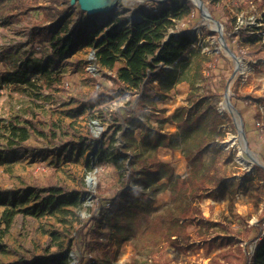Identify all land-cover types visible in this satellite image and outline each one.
I'll return each instance as SVG.
<instances>
[{
    "label": "rangeland",
    "instance_id": "rangeland-1",
    "mask_svg": "<svg viewBox=\"0 0 264 264\" xmlns=\"http://www.w3.org/2000/svg\"><path fill=\"white\" fill-rule=\"evenodd\" d=\"M67 1L69 2L61 6H70V0ZM144 1L149 2L147 9L154 7L152 1L164 2L123 0L113 11L102 15L106 20L139 19L146 9H140L135 16L133 5ZM178 1L192 2L197 8V22L191 29L192 36L198 40L194 45L195 51L191 52L184 62L165 67L164 72L146 86L147 92L142 100L139 101L137 94L128 93L123 97L116 93L111 96L107 107L118 110L124 107L130 98L136 99L139 104L125 122L124 129L132 132L138 141L144 133L142 126L145 124L162 133L177 131L175 122L162 123L163 119L172 116L176 111L185 115L190 112L199 113L210 103L217 107L221 114H226L221 117L218 129L222 134L217 139L219 178L209 185L216 196L204 198L196 203L201 208L202 218L211 221L212 226L200 235V226L193 223L188 226L187 236L174 237L178 241L177 245L163 240L158 246H154L151 243L154 233L145 232L143 225V230L130 237L120 250L117 249L110 228H103L104 243L92 250V254L99 258V264L105 257L111 264H245L246 258L242 257V253L249 246L251 256L257 243L254 241L249 244L242 235L234 236L235 233L229 227L243 224L242 219L249 225H256L264 217V175L257 171L258 166L264 167V31L252 28L264 25V9L258 11L255 5H251L247 9L237 10L235 0H221L215 7H210V2H203L206 12L212 16L208 18L202 15L201 9L193 0ZM75 4L79 6L78 3ZM77 11V8H70L64 17L65 20L68 23L73 22ZM38 16V12H35L24 18H0V50L7 46L24 48L30 27ZM228 16L236 18V23L233 24L235 30L243 26L247 33L257 32L258 40L255 45L260 44L261 50L254 52V59L240 56L236 53L238 51L234 53L230 49L236 56L233 58L226 50L223 43L228 47L230 43L225 39L224 25L221 22L226 21ZM216 21L220 22L223 40ZM242 44L243 50L255 49V45L245 40H242ZM95 52L94 47L85 44L63 57V89L54 94V99L50 101H35L33 106L47 125L51 122H59L62 125L59 137L53 144L47 139L38 142L44 152L33 154L30 151L3 150L5 125L10 117L19 111L23 97L11 93L6 87L0 89V188L18 191L7 193L9 204L16 208L10 228L7 229L0 221V264L19 263L25 257L50 259L62 254L71 257L70 264H75L78 259L80 251L77 244L81 238L74 236V230L80 219H84L92 211L96 202L98 175L101 172L105 175L107 171L103 169L104 165L99 163L98 158L103 145H99L95 153L86 150L84 154H80L76 146H70L73 135L66 126L70 124L78 132L85 135L91 133L95 137L107 130V125H102L100 119L96 118V107L91 105L94 95L100 90H105L100 84L105 82L103 73L108 72L96 63ZM49 53L50 48H43L37 52V56L48 58ZM217 53L220 55L213 72L209 75L203 66L199 74L198 64ZM219 64L224 66L223 70L218 68ZM184 76L188 77V80H182ZM236 93L253 97L254 110L246 115V120L241 116L249 152L246 151L245 141L239 132L241 114L232 99ZM226 94L230 95L234 106L232 113L227 105ZM256 114L260 115L259 121L253 119ZM112 133L113 130L105 133V146H108V138ZM60 145H66V150H61ZM154 154L158 160L170 163L175 174L182 177L188 175L192 169L180 149L162 147ZM212 154L211 147H207L202 161L207 162ZM111 173L109 182L118 190L120 186L117 175L114 170ZM89 178L93 179L92 184L89 183ZM46 181H51L68 192L77 190L81 204L73 205L72 195L64 193L65 197H60L56 213H29L27 209L36 210L43 206L37 194L43 198L46 192L37 191V188L42 189ZM82 182L85 183L84 186ZM171 201L169 189L158 193L156 206L159 209L155 212H163L171 205ZM4 209L5 207H0V218ZM217 234L232 238L231 243L227 247L205 252V240ZM251 236H255V232ZM193 242L201 247L190 251H183L178 247ZM250 260L251 258H248L247 264H250Z\"/></svg>",
    "mask_w": 264,
    "mask_h": 264
},
{
    "label": "trees",
    "instance_id": "trees-1",
    "mask_svg": "<svg viewBox=\"0 0 264 264\" xmlns=\"http://www.w3.org/2000/svg\"><path fill=\"white\" fill-rule=\"evenodd\" d=\"M202 1L210 2V7H215L221 0ZM235 1L237 10L247 9L251 5H255L258 11L264 9V0ZM66 2L69 1L0 0V18H24L35 12L39 14L30 27L24 48L7 46L0 50V89L6 87L11 93L23 97L19 111L5 125L3 150L30 151L35 154L44 152L38 144L41 139H47L50 144L57 140L62 125L59 122L47 125L33 105L35 101L54 99V94L63 89V57L85 44L92 46L96 49V63L108 70L103 73L105 82L100 84L105 90L98 91L91 101L98 112L96 118L100 119L102 125H107V130L95 137L91 133L85 135L78 132L70 124L66 127L73 135L70 146H76L80 154L103 145L98 158L107 174L103 175L101 172L98 175L93 209L87 217L80 219L74 230V236L81 238L77 244L80 254L75 264H99V258L92 254V250L104 243L103 228H110L118 250L130 237L143 230V225L145 232L154 233V239H151L154 246H158L163 240L177 245L178 241L174 237L187 236L188 226L193 223L200 226L198 233L203 235L210 229L212 222L202 218L201 208L196 203L216 196L209 185L219 178L217 139L222 134L218 129L221 117L226 114H221L210 103L199 113L190 112L185 115L176 111L163 119L162 123L175 122L177 131L162 133L145 124L142 126L144 133L138 141L132 132L124 129L125 122L139 104L136 99L130 98L118 110L107 107L111 96L116 93L123 97L128 93L137 94L139 101L142 100L147 92L146 86L163 73L165 67L184 62L195 51L194 45L198 40L192 36L191 29L197 22L196 6L189 1L165 0L163 3L152 1L154 7L147 9L149 2H136L133 5L134 15L140 9H146V12L139 19L127 21L120 18L106 20L102 14L89 15L76 4L62 7ZM70 8H77L78 11L76 19L68 23L64 17ZM181 22L184 24L180 25ZM221 23L230 49L234 53L238 51L236 53L240 56L254 59V52L261 50L260 44L255 45L258 40L257 32L247 33L243 26L235 30L233 24L236 23V18L232 16ZM252 28L264 31V25ZM242 40L255 45V49L243 50ZM43 48H50L48 58L37 56V52ZM219 55L217 53L201 61L197 66L198 73L205 66L210 75L217 66ZM223 67L221 64L218 66L222 70ZM182 80H188V77L184 76ZM232 99L234 106L246 120V115L254 110L253 97L236 93ZM253 119L259 121L260 115L256 114ZM110 130L113 133L108 138V146H105L104 136ZM249 144L252 147L250 140ZM66 147L60 145L61 150H66ZM162 147L182 150L192 168L188 175L182 177L175 174L170 163L156 158L154 152ZM207 147H211L213 154L204 162L202 159ZM112 170L117 175L120 186L118 190L109 182ZM257 171L264 175V167L258 166ZM82 184L84 186L85 183ZM165 189L171 192V205L157 213V195ZM41 190L46 192L45 197L42 198L39 194L37 197L41 199L43 206H37L36 210L27 209L29 213H56L60 197H65L64 193L72 195L73 205L81 204L77 190L68 192L51 181L43 183L42 189L37 188V191ZM16 192L18 191L0 188V207H5L0 221L7 229L16 215V208L9 204L7 193ZM241 221L243 224L234 228L229 225L234 236L242 235L249 244L257 242L251 256L249 246L242 253V257L246 258L245 264L248 258H251L250 264H264V217L256 225H249L244 219ZM254 232L255 236L252 237ZM231 241L232 238L217 234L206 239L203 248L209 253L215 248L227 247ZM178 247L183 251H190L201 246L193 242ZM49 262L70 264L71 257L64 254L50 259L25 257L13 264ZM100 264H111V261L105 257Z\"/></svg>",
    "mask_w": 264,
    "mask_h": 264
},
{
    "label": "water",
    "instance_id": "water-1",
    "mask_svg": "<svg viewBox=\"0 0 264 264\" xmlns=\"http://www.w3.org/2000/svg\"><path fill=\"white\" fill-rule=\"evenodd\" d=\"M165 1V0H163ZM194 3L199 6V8L202 11V15L208 18H212L211 14L206 12L205 8H204V3L202 0H193ZM75 3L79 4V7L82 11H85L87 14L89 15H94V14H102L105 12H109V11H113L114 8L119 4V3H123V0H70V4L74 5ZM217 25H218V30L221 32V38L223 40V35H222V30H221V25L219 21H216ZM224 42V41H223ZM226 50L229 52V54H231V56H233V58H236L235 54L230 50V48L225 44V42L223 43ZM226 100H227V105L229 110L232 111V108H234V106L232 105L231 101H230V95L226 94ZM240 119H241V123L239 124V132L243 138V140L245 141L246 144V151L249 152V146H248V140L243 128V120L241 118L240 115ZM97 146L94 148L93 153H95L97 151ZM89 183L92 184L93 179L89 178Z\"/></svg>",
    "mask_w": 264,
    "mask_h": 264
},
{
    "label": "bare ground",
    "instance_id": "bare-ground-1",
    "mask_svg": "<svg viewBox=\"0 0 264 264\" xmlns=\"http://www.w3.org/2000/svg\"><path fill=\"white\" fill-rule=\"evenodd\" d=\"M234 114H235V112H234Z\"/></svg>",
    "mask_w": 264,
    "mask_h": 264
},
{
    "label": "built area",
    "instance_id": "built-area-1",
    "mask_svg": "<svg viewBox=\"0 0 264 264\" xmlns=\"http://www.w3.org/2000/svg\"><path fill=\"white\" fill-rule=\"evenodd\" d=\"M264 234V233H263Z\"/></svg>",
    "mask_w": 264,
    "mask_h": 264
}]
</instances>
